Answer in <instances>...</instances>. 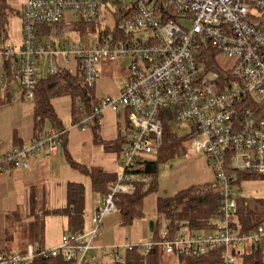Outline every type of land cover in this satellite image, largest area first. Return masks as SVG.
<instances>
[{
    "label": "built area",
    "instance_id": "built-area-1",
    "mask_svg": "<svg viewBox=\"0 0 264 264\" xmlns=\"http://www.w3.org/2000/svg\"><path fill=\"white\" fill-rule=\"evenodd\" d=\"M22 42L0 43V66L14 65V80L34 98L41 73H54L59 65L79 72L88 86L96 84L98 63L130 58L119 96H101L92 116L71 121L69 129L89 126L105 110H128L129 127L120 160L121 170L99 198L92 226L83 232L64 234L55 247L24 253L0 254V264H31L37 257L64 256L71 264H105L107 258L125 263L121 250L148 253L154 246L186 264L182 257L203 258L220 250L221 264H238L239 250L247 242H264V223L247 234L232 226L238 201L227 165L249 173L264 174V0H22ZM67 16L88 23L102 21L90 33L89 45L70 36L54 44L40 42L37 27ZM114 24L108 25L107 18ZM214 51L217 69H206L204 51ZM217 54L233 60L222 68ZM82 108V107H81ZM191 123V145L205 152L220 187L221 218L215 230L180 232L155 241L133 243L128 234L123 245L98 243L105 217L115 211V195L136 191L139 170L163 145L165 124ZM51 128L0 154V175L30 166L38 154H56L66 130ZM202 135V138L199 137Z\"/></svg>",
    "mask_w": 264,
    "mask_h": 264
},
{
    "label": "trees",
    "instance_id": "trees-1",
    "mask_svg": "<svg viewBox=\"0 0 264 264\" xmlns=\"http://www.w3.org/2000/svg\"><path fill=\"white\" fill-rule=\"evenodd\" d=\"M12 12H14L12 0H0V43L2 45L10 43L8 40V24ZM17 13L22 20L21 11L18 10ZM101 25L102 21L88 23L82 18L72 21L65 16L57 22L39 24L36 32L40 42L51 41L57 44L59 41H62L64 37L69 36L71 31H74L78 35H83L87 30L91 32L98 30ZM204 55V59L208 62L205 68L217 69L215 68L213 60L215 55L214 51L211 49L204 51ZM13 65L14 64L10 60H7L2 67V70L5 72L4 75L7 84L12 83L14 80L15 70ZM20 88L22 89V99L24 101L30 100L33 102L34 137L47 134L51 128L61 131L66 128L63 120L56 112L54 105V100L56 98L67 96L71 99L72 121H82L92 116L95 107L99 106L101 100V96H98L96 93V84L88 86L83 82L79 72L70 73L68 69L62 65H59L57 71L54 73L46 72L39 74L38 82L34 88L33 99H27L26 90L22 86ZM258 109L264 114V101L259 103ZM120 110L124 112V126L127 129L129 127V112L127 109ZM102 114L92 119L89 126H87L92 129L94 140L97 143H104L100 134V119ZM168 126H170V124H165L164 143L162 147L168 140L166 138V129ZM126 129L125 134L121 131L114 142L106 145L108 151L116 152L118 155L123 153L124 144L126 142ZM68 133L69 130H66L62 133L60 138L61 147H64L67 161L73 168L88 175L93 190L99 194L100 198L106 196L109 193L110 185L116 181L117 174L107 172L101 166L87 165L75 160L68 149ZM14 137L15 140L18 139L17 135ZM169 140H178V136L172 133L169 136ZM16 146H23V144H17ZM159 164V159H148L141 165L138 172L140 179L137 182L136 191L130 194L119 193L115 195L114 200L117 206V212L119 213L121 226L132 225L136 220L144 218L145 197L149 193L158 190ZM227 172L234 178L231 182V186L233 189L235 188L234 191L236 190L235 186L240 185L243 179L264 177V174L245 172L230 165H227ZM85 192L86 188L83 183L71 181L67 184L66 205L64 207L55 209L45 208L41 214L33 213L34 221L30 224L28 231L30 240L33 242L36 249L48 248L44 246L45 219L51 213L62 215L67 218L68 234L83 232L84 229H86ZM219 194L220 187L215 179V181L211 183L192 185L188 188L181 189L172 196H158L156 200L158 219L153 222L154 229L150 231L151 236L155 241H159L162 238L163 228L168 229L169 235L171 236L180 232H205L217 229L221 218V211L218 203ZM30 201L32 210L37 203V199L32 195ZM237 201L238 204L231 223L235 231L239 234H247L264 223V198L258 199L255 203H250L247 198L241 196L237 198ZM259 208L263 209L262 213L259 211ZM25 251L26 250H22L19 252L24 253ZM9 253H11V251L5 252V250H0V254ZM220 253V250H215L212 251L211 255L203 258L185 256L182 257V259L186 264H211L214 262L221 264L222 260ZM166 255L168 256L170 254H167L160 245L154 246L148 253H143L135 249L125 253L124 264H165L167 261L165 260ZM239 256L241 257L240 264H264V242L259 244L252 242L245 243L239 250ZM174 259L175 257L172 256L171 262ZM215 259H217V261ZM106 263L108 264L110 262L106 260ZM31 264H71V262L61 255L49 258L37 257Z\"/></svg>",
    "mask_w": 264,
    "mask_h": 264
},
{
    "label": "rangeland",
    "instance_id": "rangeland-1",
    "mask_svg": "<svg viewBox=\"0 0 264 264\" xmlns=\"http://www.w3.org/2000/svg\"><path fill=\"white\" fill-rule=\"evenodd\" d=\"M12 7L14 12L11 13L8 24V39L12 45L18 46L22 42L20 40V16L17 11L20 8V0H12ZM108 25L114 24V19L109 17L106 19ZM91 31L87 30L83 35H78L74 31L69 33V36L75 40L80 41L84 45H89L93 40L90 37ZM20 40V42H19ZM19 42V43H18ZM17 43V44H16ZM217 61L222 68H229L232 66L231 59L226 58L224 55L217 54ZM130 65V58H124L121 60H102L98 63V91L99 96L108 95L112 97L119 96L121 93V87L126 79V72L123 74L121 68H128ZM126 74V75H125ZM12 97L10 102H6L5 99L9 96L0 94V105L6 110L10 111V114H17L19 111H30L32 108V101L22 99L20 90L18 87L13 86ZM6 97V98H5ZM9 104V105H7ZM54 105L58 116L65 121L69 129V121L72 120L71 116V99L67 96L59 97L54 100ZM114 112V111H112ZM117 117V112L113 113ZM117 120V118H116ZM126 127H123V134H125ZM70 130V146L68 149L72 157L80 163L93 165L96 163L109 164L110 168L107 170L118 172L121 170V153L118 157L109 151L106 152L107 142L97 143L94 141L92 129L87 128H75ZM166 138L168 139L166 144L160 147L151 158L159 159V171H158V190L149 193L144 200V213L143 219L136 220L132 225L121 226L119 213L117 211L107 215L103 221L101 227V233L105 242L103 245H120L123 246L126 240V234L129 235L130 240L133 243L145 242L148 239L150 233V222H154L158 219L156 211V200L158 196H172L179 190L188 188L192 185H204L215 181V172L212 166L208 162V158L205 152H197L191 145L192 139V126L191 123L185 121L181 124H173L166 129ZM174 133L178 136V140H169V136ZM101 134V133H100ZM202 138V135L199 134ZM164 143V137H163ZM51 167H47L48 180L47 188L49 187L47 194L43 199L37 200V207L42 205L41 201H48L49 206L52 208L62 206L66 202L67 189L66 181L71 178H75L83 181L87 194L94 200V207H89L86 210V222L94 215L95 209L98 204L99 194L96 193L91 186V181L88 175L73 168L67 161L65 156L64 147H60L58 155L53 158ZM107 164V163H106ZM105 164V166H106ZM107 167V166H106ZM234 196L245 197L247 200L253 203L258 199L264 198V177H254L251 179H243L240 185L235 186ZM235 189V188H234ZM262 213L263 209L259 208ZM62 215L49 214L47 216L46 237L56 238L58 243L51 247L57 246L64 234H68L67 223L65 228L61 226ZM66 229V231H64ZM89 229V228H88ZM86 228V230H88ZM164 230V228H163ZM101 239V238H100ZM125 255V250L120 251ZM171 257L170 255H168ZM167 255L165 256V264H169L171 260ZM221 256V255H220ZM217 261V259H215ZM108 264H122L116 260L107 258ZM238 264H240L241 257L237 256ZM107 264V263H105ZM211 264H218L217 262Z\"/></svg>",
    "mask_w": 264,
    "mask_h": 264
},
{
    "label": "crops",
    "instance_id": "crops-1",
    "mask_svg": "<svg viewBox=\"0 0 264 264\" xmlns=\"http://www.w3.org/2000/svg\"><path fill=\"white\" fill-rule=\"evenodd\" d=\"M22 8V0H20V8ZM20 16V15H19ZM20 40L22 38V20L20 19ZM9 40V39H8ZM19 40V42H20ZM18 42V43H19ZM17 44V43H16ZM123 74L126 72L127 68H121ZM4 71L0 66V94H4L6 102H10V98L12 97V87H18L22 96L21 86L18 84L16 80H13L12 83L7 84ZM125 74V75H126ZM100 88L98 87V80L96 83V93ZM103 96V95H101ZM9 105V104H7ZM113 110H106L100 119V133L101 138L104 142L108 141V144L115 141L118 138L119 133L123 131V127L125 125V115L122 110L117 112V117L114 116ZM121 113V114H120ZM117 118V120H116ZM63 120V119H62ZM72 121V120H71ZM69 121V127L71 124ZM64 125L65 121L63 120ZM75 129V128H72ZM15 135L18 136V139L15 140ZM35 136L34 131V115L32 112V108L30 111H19L16 115L10 114V111L6 110L2 105H0V154H4L10 151L17 144L27 145L30 144ZM95 141V140H94ZM68 142L70 146V130L68 133ZM125 145V144H124ZM106 152L108 151L105 149ZM113 153V151H109ZM116 153V152H114ZM113 153V154H114ZM58 155L56 154H38L30 159V166L22 169H15L9 173L0 175V250H5V252H15V251H24L27 249L29 244H33L30 240L29 235V227L30 224L34 221L33 213L41 214V212L45 208L55 209L64 207L66 202L62 206L51 207L49 206V202L44 200L41 201L42 205L37 207V203L31 210V196L34 195L36 199L41 200L47 194L49 187L47 188V180H48V172L47 167L52 166L53 158ZM116 157L119 155L114 154ZM107 163V164H106ZM106 163H96L93 165L101 166L107 172L117 174L118 172H113L107 170L109 164ZM85 164V163H84ZM106 164V166H105ZM88 165V164H87ZM71 181L81 182L83 181L71 178L66 181V189L67 184ZM91 181V180H90ZM84 184V183H83ZM92 186V184H91ZM86 188V187H85ZM93 189V188H92ZM100 198V196H99ZM98 198V200H99ZM37 199V200H38ZM91 207H94V200L91 199L90 195L85 192V228H90L92 226L91 219L86 222V210ZM62 217L61 226L65 228V223H67V218ZM107 217V216H106ZM105 217V218H106ZM47 217L45 219V237H46V226H47ZM68 227V225H67ZM66 231V229L64 230ZM151 231V230H150ZM64 234V233H63ZM150 234V233H149ZM101 238V239H100ZM98 239V243L105 242L103 235ZM59 239V238H58ZM56 240V238H47V241L44 240L45 247H51L58 243L60 240ZM169 257V256H168ZM172 259V256L169 257Z\"/></svg>",
    "mask_w": 264,
    "mask_h": 264
},
{
    "label": "water",
    "instance_id": "water-1",
    "mask_svg": "<svg viewBox=\"0 0 264 264\" xmlns=\"http://www.w3.org/2000/svg\"><path fill=\"white\" fill-rule=\"evenodd\" d=\"M154 229V223L150 222V230L152 231Z\"/></svg>",
    "mask_w": 264,
    "mask_h": 264
}]
</instances>
